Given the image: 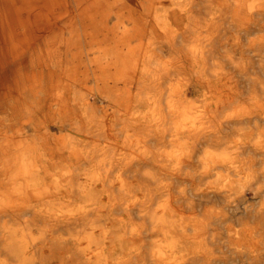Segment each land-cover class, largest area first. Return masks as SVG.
Returning a JSON list of instances; mask_svg holds the SVG:
<instances>
[{
	"label": "clouds",
	"instance_id": "1",
	"mask_svg": "<svg viewBox=\"0 0 264 264\" xmlns=\"http://www.w3.org/2000/svg\"><path fill=\"white\" fill-rule=\"evenodd\" d=\"M0 264H264V0H0Z\"/></svg>",
	"mask_w": 264,
	"mask_h": 264
}]
</instances>
